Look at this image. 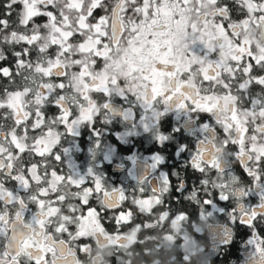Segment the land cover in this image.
Returning a JSON list of instances; mask_svg holds the SVG:
<instances>
[{"label": "snow or ice", "instance_id": "1", "mask_svg": "<svg viewBox=\"0 0 264 264\" xmlns=\"http://www.w3.org/2000/svg\"><path fill=\"white\" fill-rule=\"evenodd\" d=\"M242 241L264 264V0H0V264Z\"/></svg>", "mask_w": 264, "mask_h": 264}, {"label": "flooded vegetation", "instance_id": "2", "mask_svg": "<svg viewBox=\"0 0 264 264\" xmlns=\"http://www.w3.org/2000/svg\"><path fill=\"white\" fill-rule=\"evenodd\" d=\"M198 227L197 223L195 222V220L193 221L192 223V229L193 230H196ZM198 236V238H200L201 236L204 235L203 232H198L196 234ZM254 239H261V237L256 234L254 236ZM249 249L251 250V246H249L247 244L246 241H242L240 242V252H239V249L238 247L234 246L233 249L231 250V253H230V258H234L232 260V264H237V261H240V264H244V261L246 260V252H245V249ZM155 255L152 257V259H155ZM225 260V257L221 256L219 257L218 261H217V264H222V262ZM135 264H143V261L142 260H137L135 261ZM193 264H196V261L194 260L193 261Z\"/></svg>", "mask_w": 264, "mask_h": 264}]
</instances>
